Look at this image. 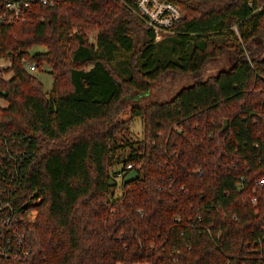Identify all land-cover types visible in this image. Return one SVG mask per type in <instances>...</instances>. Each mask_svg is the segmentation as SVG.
Returning a JSON list of instances; mask_svg holds the SVG:
<instances>
[{
    "label": "trees",
    "instance_id": "obj_1",
    "mask_svg": "<svg viewBox=\"0 0 264 264\" xmlns=\"http://www.w3.org/2000/svg\"><path fill=\"white\" fill-rule=\"evenodd\" d=\"M166 1L184 14L168 59L118 0H0L24 18L0 20V150L22 153L14 198L33 244L0 264H264V0ZM225 52L231 66L204 79ZM27 62L51 68L50 94ZM169 75L193 83L142 104ZM128 165L140 177L123 186Z\"/></svg>",
    "mask_w": 264,
    "mask_h": 264
},
{
    "label": "built area",
    "instance_id": "obj_2",
    "mask_svg": "<svg viewBox=\"0 0 264 264\" xmlns=\"http://www.w3.org/2000/svg\"><path fill=\"white\" fill-rule=\"evenodd\" d=\"M44 5H54L58 0H40ZM125 4L133 14L150 30L157 33H169L184 19L181 9L174 3L166 0H118ZM28 4L26 3L25 6ZM7 11L0 14L2 22L12 23L23 20L21 10L17 4L7 3ZM2 68L8 67L7 61H2ZM8 63V64H7ZM26 68L34 73L38 65L27 62ZM0 150V258L15 261H27L32 255L33 244L28 233L23 229L24 217L20 206L15 204V194L23 181L22 153L5 143ZM118 173L117 178L122 180L128 171ZM263 184L259 182V184ZM35 211L27 213L26 220L34 221Z\"/></svg>",
    "mask_w": 264,
    "mask_h": 264
},
{
    "label": "rangeland",
    "instance_id": "obj_3",
    "mask_svg": "<svg viewBox=\"0 0 264 264\" xmlns=\"http://www.w3.org/2000/svg\"><path fill=\"white\" fill-rule=\"evenodd\" d=\"M158 51L162 58H170V47L172 42L170 41V37L172 34L169 33H158ZM97 33L90 34L91 42L96 41ZM261 41L264 42V33L262 35ZM139 48V46H138ZM38 52H46V48L42 46H36L31 50V53ZM232 54L229 52H225L221 54L218 58L209 61L203 72L202 77L204 79H209L215 77L221 70L228 69L231 64ZM130 56L121 53L118 55V60L115 63L116 73L121 75V77H127V69L128 63H130ZM3 62L0 60V65ZM8 64V63H7ZM43 84L44 91L48 94L51 93L54 84V78L52 75V70L49 66L45 65L42 71H36L33 73ZM12 76H7L6 78H11ZM193 83V78L190 75H169L160 81L156 82L152 86V90L148 97H144L142 99V104H147L150 102H163L165 100L171 99L177 92H179L182 88L187 87ZM0 106L7 107V102L0 98ZM124 110L122 112L121 117L127 119L129 118V109H126L124 106ZM128 137L133 140L142 139L144 137V129L142 125V121L140 119H135L129 124V134Z\"/></svg>",
    "mask_w": 264,
    "mask_h": 264
},
{
    "label": "water",
    "instance_id": "obj_4",
    "mask_svg": "<svg viewBox=\"0 0 264 264\" xmlns=\"http://www.w3.org/2000/svg\"><path fill=\"white\" fill-rule=\"evenodd\" d=\"M227 123H228V122H227V120H226V121L224 122L225 128H226V126H227ZM139 177H140V175H139L138 172H136V171H132V172H130V173H129V174L123 179L122 184H123V186H126L127 184L132 183V182L138 180Z\"/></svg>",
    "mask_w": 264,
    "mask_h": 264
}]
</instances>
